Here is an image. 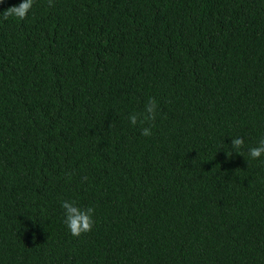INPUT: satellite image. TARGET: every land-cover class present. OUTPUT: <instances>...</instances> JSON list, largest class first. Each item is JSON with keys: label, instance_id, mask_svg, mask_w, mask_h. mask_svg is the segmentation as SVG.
<instances>
[{"label": "trees", "instance_id": "obj_1", "mask_svg": "<svg viewBox=\"0 0 264 264\" xmlns=\"http://www.w3.org/2000/svg\"><path fill=\"white\" fill-rule=\"evenodd\" d=\"M262 137L264 0L0 14V264H264ZM62 201L94 208L90 232Z\"/></svg>", "mask_w": 264, "mask_h": 264}, {"label": "clouds", "instance_id": "obj_2", "mask_svg": "<svg viewBox=\"0 0 264 264\" xmlns=\"http://www.w3.org/2000/svg\"><path fill=\"white\" fill-rule=\"evenodd\" d=\"M33 0H22L19 5H14L8 7L2 14V19L7 20L9 17L14 16L19 20L26 18L28 12L32 8ZM49 6H52V0H49ZM156 109L157 102L155 98H149L148 104L145 106V114L143 119L140 120V123L144 122H154L156 119ZM130 124L136 125L138 122V117L136 114H132L128 117ZM151 127H144L141 130V135L150 136ZM244 146V139L240 137H233L231 140V149H235L238 154L242 155L239 149ZM248 154L252 159H259L264 155V137L259 141L258 146L251 147L248 149ZM226 155H231V151L227 152ZM87 179V177H84ZM62 207L65 210V224L70 230L71 235L79 237L82 233H88L92 230L94 225L93 220V207H87L81 209L78 207L75 202L71 201H62Z\"/></svg>", "mask_w": 264, "mask_h": 264}]
</instances>
